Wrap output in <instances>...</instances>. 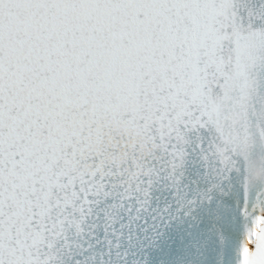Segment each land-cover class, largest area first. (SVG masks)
<instances>
[{"label":"snow or ice","instance_id":"6c2138e0","mask_svg":"<svg viewBox=\"0 0 264 264\" xmlns=\"http://www.w3.org/2000/svg\"><path fill=\"white\" fill-rule=\"evenodd\" d=\"M0 264H264V0H0Z\"/></svg>","mask_w":264,"mask_h":264}]
</instances>
